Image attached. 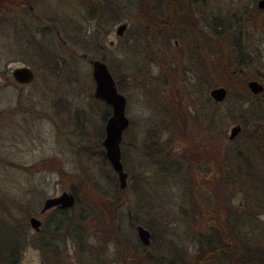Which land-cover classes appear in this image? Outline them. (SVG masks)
<instances>
[{
    "label": "rangeland",
    "instance_id": "374dc122",
    "mask_svg": "<svg viewBox=\"0 0 264 264\" xmlns=\"http://www.w3.org/2000/svg\"><path fill=\"white\" fill-rule=\"evenodd\" d=\"M149 1L167 10L166 0ZM251 5H256V0H198L193 8L199 23H208L210 34H220L224 26L230 25V33L234 35L232 45L242 58L235 67L247 75L260 73L263 80L253 79L264 84V45L259 42L258 30L245 20V11ZM137 7V0H34L30 11L0 10V197L32 209L31 214L43 222L51 214L50 208L39 213L43 198L69 190L70 183L75 181L77 197L85 202L86 175L90 176L111 197H118L121 214L112 224L120 226L127 240H137L135 229L126 220L127 216H134L135 224L145 221L149 226L143 225L153 233L149 247L153 255L166 258L175 255L190 264L200 235L209 234L211 229L198 221V213H194L197 220L193 223L188 220L191 201L186 164L178 154L183 141L174 128L176 107L168 101L167 90L160 87L167 78L158 63L161 60L168 64L165 50L181 61L177 77L182 79L187 92L196 95L192 100L198 114L202 113L208 122L214 112V129L224 132L220 149L224 151L225 168L231 178H235L236 172L240 176L237 182L243 186L228 200L233 210L240 213L237 234L244 235L253 245L264 246V213L253 215L256 223L252 219L248 224L242 221L249 199H264V162L255 149L264 147V134L255 131L253 123L263 116V96L257 94L242 102L235 98L234 88L228 89L221 82L211 84L221 78L220 70L199 58L196 38L184 23L174 24L175 37L166 39L161 31L163 38L159 43L160 40H155L158 36L155 29L144 32ZM213 18L219 21L209 22ZM122 21L127 22V27L117 36L115 29ZM30 33L37 39H30L27 35ZM208 45L209 49L217 48L210 40ZM89 58L106 63L118 91L125 96L128 125L119 145L127 177L126 186L119 191L111 190L109 180L117 184L116 175L99 155L103 151L100 141L110 108L104 117L107 105L92 94ZM20 64L30 66L35 73L27 84L9 80L11 68ZM215 85L226 88V95L218 104L211 103L208 95V88ZM184 93L188 99L189 95ZM199 121L205 125L202 118ZM235 123L240 124V131L228 139V129ZM150 146L167 151L169 159L162 162L150 159L146 155ZM45 156H56L61 168L73 178L61 179L54 169L30 172L19 168ZM245 161L251 166L249 169ZM204 168L205 165L200 167ZM122 198L128 201L129 208L121 203ZM4 215L0 209V219ZM34 232L27 221L28 235ZM86 242L91 250L97 251L98 263L123 264L113 258L116 254L113 241L100 237L98 231L88 233ZM52 243L58 249V255H53L57 261L64 258L67 264H92L90 257L94 259V253L78 255L71 239L55 236ZM156 243L163 246L157 247ZM19 258L17 264H44L41 251L29 242L22 247ZM223 259L214 257L209 264H231Z\"/></svg>",
    "mask_w": 264,
    "mask_h": 264
},
{
    "label": "trees",
    "instance_id": "16d2710c",
    "mask_svg": "<svg viewBox=\"0 0 264 264\" xmlns=\"http://www.w3.org/2000/svg\"><path fill=\"white\" fill-rule=\"evenodd\" d=\"M177 1L180 0H166V10L162 5L154 6L149 0H137L138 7L136 14L140 23L144 25V32L151 28L157 32V38L163 37L161 34L162 30L165 37H175L174 24L179 23L178 25L181 26L180 23H184L185 27L190 30L191 35L196 36V28L191 27L190 23H199L195 14V8H193V4L198 0H186L187 3L185 4L183 2L179 4ZM33 3L34 0H0V10L4 9L7 12H15L18 9H25L30 11L33 9ZM245 13L247 15L245 16V20L258 30L260 33L259 42L264 45V7L259 8L256 5H251ZM217 21L219 19L213 18L209 22L217 23ZM229 26H224L220 34L211 33L208 36V39L215 43L217 48L212 47V49H207L206 56H209V59H205L206 64L217 71L220 70L221 73L219 81H215L214 79L211 81V84L221 82L228 89L234 88L236 91L234 94L235 98L240 99L242 102L250 101V98L257 94L262 95L264 99V84L263 89L256 94L251 93L246 86V81L250 77L263 80L260 73L254 71L253 75H247L235 67L236 65L239 66L238 61L242 58L239 57L238 51L232 45L234 35L230 33L231 28ZM27 35L32 40L37 39L31 33ZM165 55L167 56L165 57V61L168 64L166 65L161 60L158 63L164 73H166L168 79L166 78L164 83H160V87L167 90L168 101L172 105L175 104L176 107L174 116L176 124L174 128L178 133V137L183 141L178 154L182 160L181 162L186 164L185 173L189 184L187 191L191 201V205L187 210L189 211L188 220L193 223L198 219L201 224L203 223L204 226H208L211 229L209 234L200 235L196 255L190 264H209V260L217 256H222L223 260L231 262V264H264V246L253 245L246 240L244 235L236 236V233L232 230L239 223L240 213L239 210H233L228 200L234 192L241 191L243 186L237 182L240 176L238 175L237 177L235 172V178H231L229 170L227 171L225 168L224 151L220 149V141L224 138V132L222 130L219 132L215 131L213 126L214 112L212 119L208 122L204 120L202 113L201 115L198 114L196 105L192 100L196 98V95L187 92L183 82H181L182 79L177 77L181 61L172 55L169 56L168 53H165ZM246 64L247 62L245 61L243 65L245 66ZM9 80L14 81L13 78H9ZM184 92L187 93V96L189 95L188 99H186ZM193 92L195 93L196 91ZM98 100L101 99L98 98ZM209 101L213 104L220 102L213 99ZM108 107L109 105L106 107L104 117L109 112L108 109L110 107ZM178 117L179 120H177ZM200 118L205 121L204 126L199 121ZM238 118L242 122V118ZM259 120L261 122H258ZM259 120L253 122L255 125L254 130H261L262 134H264V113ZM255 149L264 162V147L260 145L257 148L255 147ZM146 150V155L154 161L158 162L161 160L162 162L169 159L167 151L155 150L151 146L147 147ZM99 155L103 164L108 165L109 163L108 161L106 162L103 151H100ZM198 162L201 164L210 163V169L207 170L206 174L203 173V170H199L197 166ZM236 164L240 168L239 161ZM244 164H246L245 166L248 169L251 167L247 161ZM19 168L30 172L54 169L58 171L61 179L73 178V175L61 168L60 160L56 156L41 157L29 165H19ZM177 173H180V171ZM76 178L77 176L74 177V179ZM86 178L87 183L85 187L87 188V194L85 195V202L80 201L77 197L76 187L73 185L75 181L70 183L69 190L75 195L73 205L67 208H50V219L48 218V220L46 219L41 222L39 230L34 232L33 235H28L27 233L26 218L34 211L25 208L24 205H17V203H11L0 197V209L5 213L4 217L0 219V264H17L20 260V251L27 242L33 244L41 251L44 264H67V259L63 258L57 261L53 256L58 255L57 246L55 244V247L52 246V240L55 236L71 239L78 255L80 253H90V255L94 253L92 254L94 259L90 257L91 263L100 264L101 262L98 263L97 251L91 250L86 242L88 233L93 234L96 231L99 232L100 237L113 241L116 253L113 258L121 260L123 264H185L182 257L178 258L175 255L173 258L159 256L160 254L153 255L149 251V247L152 245L154 236L148 228L150 231V243L147 246L143 245L138 238L137 240H127L120 232V226L113 225L116 219L120 218L121 214V211L118 209L120 206V203L117 202L118 197H111L92 177L86 175ZM109 181L111 190H120L116 182ZM78 182L83 183L82 181ZM249 200L250 203H247L243 210L244 216L242 221H245L244 224H248L251 219L253 220V215L264 213V199L257 200L253 198ZM121 203L126 208H129L128 201L125 198H122ZM17 212H21L20 217H16L18 215ZM194 213L199 214L197 219H195ZM126 220L129 227L134 228L137 222L136 218L134 216H127ZM140 222L142 225L149 226L145 221ZM254 222L256 223V221ZM20 232L21 236L19 235ZM109 232H113L114 234ZM156 245L157 247L163 246L161 243H156ZM173 249L174 246L170 250ZM162 254L164 255V253Z\"/></svg>",
    "mask_w": 264,
    "mask_h": 264
},
{
    "label": "water",
    "instance_id": "95a60500",
    "mask_svg": "<svg viewBox=\"0 0 264 264\" xmlns=\"http://www.w3.org/2000/svg\"><path fill=\"white\" fill-rule=\"evenodd\" d=\"M256 5L259 8L264 7V0H256ZM126 21L120 22L115 29L116 34H121L126 26ZM91 65V76L93 79L92 94L95 98L101 99L110 107V112L104 122V135L100 141L103 153L110 167L114 171L119 188L126 186L127 172L123 168L120 154L119 142L122 137V132L128 124V118L124 112L125 96L118 91L114 78L112 77L106 63L99 58H89ZM10 75L18 84H27L33 80L35 73L33 69L25 64L13 66L10 70ZM248 90L256 94L263 89V84L256 79L246 81ZM208 94L215 101H221L226 95V88L223 85L212 86ZM240 124L235 123L228 129L227 138L232 139L239 131ZM75 195L70 190H62L57 195L46 196L43 198L39 213L46 209L57 207L67 208L73 205ZM27 221L30 227L36 231L41 225V220L31 214ZM136 236L143 245L150 243V231L138 223L134 226Z\"/></svg>",
    "mask_w": 264,
    "mask_h": 264
},
{
    "label": "flooded vegetation",
    "instance_id": "af4514ba",
    "mask_svg": "<svg viewBox=\"0 0 264 264\" xmlns=\"http://www.w3.org/2000/svg\"><path fill=\"white\" fill-rule=\"evenodd\" d=\"M190 26L192 27H194V28H196V31H195V35L196 36H194L195 38H196V42H197V45H196V51H197V49H198V51H197V55L199 56V58L201 59V60H205L206 59V51H207V49L209 48L208 46H210V45H208V41H209V39H208V36L210 35V33L208 32V23H190ZM126 27H127V23H126V26H125V28L122 30V32H121V34H116L117 36H121L122 34H123V32L125 31V29H126ZM163 31V30H162ZM164 32V31H163ZM162 38L163 37H161V38H155V40H160L159 41V43H161V41H162ZM166 39H168L167 37H165ZM111 42V41H110ZM173 43L174 44H176V39L174 38L173 39ZM163 54L165 55V50H163ZM212 86H210L209 88H208V91H209V89L211 88ZM209 95V94H208ZM209 97H210V95H209ZM211 98V97H210ZM128 125V124H127ZM202 165H205V168L203 169V173L204 174H206V172H207V170H209L210 169V163H204V164H201V163H199L198 162V164H197V166H198V168H199V170H200V167L202 166ZM207 167V168H206ZM237 227H233L232 228V230L236 233V236L238 235L237 233ZM38 230H39V228H38ZM38 230H36L35 232H37ZM145 246H147V245H145Z\"/></svg>",
    "mask_w": 264,
    "mask_h": 264
}]
</instances>
